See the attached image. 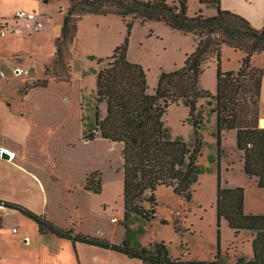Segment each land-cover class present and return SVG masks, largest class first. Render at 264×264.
I'll return each mask as SVG.
<instances>
[{"label": "trees", "instance_id": "obj_1", "mask_svg": "<svg viewBox=\"0 0 264 264\" xmlns=\"http://www.w3.org/2000/svg\"><path fill=\"white\" fill-rule=\"evenodd\" d=\"M70 1L61 34L55 42L53 67L46 66L43 78L25 79L24 86L19 88L22 101L27 96L31 99L21 106L17 99L4 98L3 92L9 85L0 81V100L7 103L13 114L32 121V130L25 144L0 132V145L14 151L16 156L13 161L40 180L46 193L45 212L38 214L21 204L1 199L0 206L16 210L35 222L42 235L68 240L74 246L83 243L116 251L139 259L142 264H225L222 256V219H226L236 235L243 230L255 233L254 257L251 260L238 257L233 264H264V215L245 213V189L224 187L221 171L224 134L236 131V145L243 152V171L264 189V127L259 124L264 68L253 63L256 54L264 53V27L256 29L242 15L222 9L221 0H199L202 6L216 9V14L212 16H205L201 8L191 16L189 0L172 3L168 0ZM85 15H117L126 24L127 34L124 42L108 58L107 64L98 71L95 122L78 141L68 139L66 132L70 127H80L83 117L78 111L77 100L68 97V102H63L69 88L76 82L71 75V67L65 61V49L77 37V21ZM136 22L141 25L164 23L172 30L193 35L196 42L194 51L187 56L182 67L161 71L153 93L149 92L144 67L128 57L130 36ZM6 24H0V35L2 28H8ZM224 46L244 53L238 70H223ZM98 62L101 63V59ZM209 62L217 64L215 93L201 86ZM38 93L44 96L38 97L40 102L37 103L34 97ZM201 99H209L211 113L216 115V253L212 260L184 259L187 255L173 258L164 241L146 247L132 239L130 223L134 215L146 221L156 216V192L161 186L171 188L188 202L193 200L194 186L204 173L199 163L204 148L200 131L205 124L204 113L198 106ZM179 102L189 110L188 120L195 135L192 143L182 137H173L165 123L169 106ZM103 104H106L105 114L101 107ZM108 143L116 144V150L109 151ZM94 144L106 150V158L91 164L81 155L80 165L72 160L66 162L65 153L71 156L82 151L89 156V148ZM117 154L121 160L118 162L120 171L114 174L109 164L117 163L114 160ZM63 168L74 183H85V193L76 201L70 197L71 191L68 192L63 180L53 175L56 171L55 174L65 176ZM119 179H123L124 188L125 238L122 242L111 240L108 229L111 226L107 218L90 214L91 197L88 194H101L105 182ZM82 196H86L82 203L73 207L74 202H81ZM144 203L150 207L146 208ZM78 215L101 224V230L81 228ZM162 223L167 225L169 222L164 219ZM173 228L176 233L184 235L185 232L176 224Z\"/></svg>", "mask_w": 264, "mask_h": 264}, {"label": "rangeland", "instance_id": "obj_2", "mask_svg": "<svg viewBox=\"0 0 264 264\" xmlns=\"http://www.w3.org/2000/svg\"><path fill=\"white\" fill-rule=\"evenodd\" d=\"M171 1L168 0L169 3ZM29 2L30 0H3L4 11L12 18L20 7H24ZM68 4L70 7V0H52L44 11L41 10L40 13H47V20L45 21L44 29L41 30V34L30 30L21 21V23L19 22L20 24L13 22V24L11 23L6 28V31L10 32V34L4 39L2 58L4 59L5 65L2 67V70L5 74L4 81L9 83V87L3 92L2 96L4 98L17 99L20 105L23 106L28 99H31L27 96L25 97V102L21 100L23 96L19 93V90L24 86V80L34 79V75L38 74L44 65L53 67L56 48L55 37L59 35L61 25L63 24L60 11L62 12V9L65 10ZM200 8L203 10L205 16H212V13H215V8L206 5L202 6L199 0H189V14L191 16H194ZM84 17L77 21V37L65 49V61L71 67V75L76 82L73 84L74 87L69 88L67 97L63 102L67 103L68 97L77 100L78 111L83 117L82 123L79 124L80 127H70L66 132L68 139H77L78 141L81 140L80 137L95 122L98 71L107 64L108 58L113 54L115 48L124 42L127 34L126 24L117 15H89ZM194 42L193 35L186 36L179 31L170 29L164 23L149 22L141 25L139 22H136L130 36L128 57L131 61L139 63L144 67L147 73L149 92L153 93L161 71H173L182 67L187 56L196 47V42ZM17 55H22L29 63V65L23 66L27 67L25 69L29 71L28 74L18 77L14 75L13 67L11 66L13 59L22 61ZM223 55V70L239 69L242 60L239 57L240 55L243 57L242 52L225 46ZM99 59H101V63L98 62ZM205 69V73L201 79V86L211 92H216V66H211L209 63ZM42 96L44 95L38 93L34 97V101L37 103L40 102V98L38 97ZM208 100L201 99L198 104L202 108L205 117V124L200 131V135L204 140V148L202 156L199 158V163L203 167L204 173L201 174L203 175L201 184L194 186L193 200L188 202L183 196L175 194L171 188L161 186L156 192L158 199L156 216L151 221H146L134 215L133 221L130 223V227L133 230L132 239L135 238L142 246L146 247H151L154 243L164 241L168 245L173 258L184 257L187 254L184 259L212 260L216 253L217 214L215 186L217 180V147L214 136L216 121L212 120V116L215 114L211 113L212 106L208 104ZM101 107L105 114L106 104H103ZM260 116V127H264L262 124L264 120L262 110ZM188 118L189 110L181 102L177 104L172 103L164 117L165 123L169 127L173 137H182L192 143L195 140V135ZM78 145L81 146L80 143ZM107 147L109 151H115L117 148L114 143H108ZM222 148L224 150L223 155L226 153L225 149L228 154H236L237 149L232 135L227 137V141L223 143ZM215 153L216 155H214ZM81 155L87 158L88 161L90 160L91 164H96L99 160H103L104 157L106 158V150L94 144L89 148L90 158L88 155H84L82 151H77L71 156L68 153L64 154L67 163L72 160L79 165L81 164L79 161ZM22 159L25 158L22 157ZM114 160L117 163L112 164L111 162L109 165L111 170L115 172L114 174H116L120 171V164L118 162H121V160L119 154H117V158L114 157ZM210 164L213 169L216 166V172H213V174H210L213 170L208 167ZM63 172L65 176L61 175L62 177L59 176L60 174H55L57 173L56 171L53 175L58 180H63L64 185L69 189L68 192L71 191L70 197L75 198L74 200L76 201L78 197H81L82 193H85V183L78 185L66 175V168H63ZM235 174L239 177L238 180L242 178L238 167L236 168ZM117 175L119 176V174ZM103 188L104 191L101 194L92 195V193H88L91 197L89 203L90 214L107 218L111 226V228H108L111 231V240L122 242V239L125 238L123 227V179L105 182ZM85 197L82 196L81 202H74L73 207H76L78 203L81 204ZM144 205L146 208L150 207L148 203H144ZM62 208L61 206L60 209ZM78 217L81 228L88 231L90 229L95 231L97 229L101 230V224L91 222L82 215H78ZM164 219L169 222L167 225H163L162 220ZM174 224L185 233H189L192 230L196 232L187 238H183L175 232L173 228ZM5 227H9L6 232L7 235H10L8 231H11L14 227L23 234H33L34 228H36L33 223L19 218L17 214H12L8 218ZM233 234L230 227H225V247L229 246L228 242L232 239ZM58 247L60 249V246ZM67 251H69V254L73 252L76 260L72 243L69 244L68 249L64 253ZM233 252L231 249L227 253L223 252V263H235L236 259L233 258Z\"/></svg>", "mask_w": 264, "mask_h": 264}, {"label": "crops", "instance_id": "obj_3", "mask_svg": "<svg viewBox=\"0 0 264 264\" xmlns=\"http://www.w3.org/2000/svg\"><path fill=\"white\" fill-rule=\"evenodd\" d=\"M51 1L52 0H50L49 3H45L42 0H30V2L25 5L26 7H20L16 12H19L20 10L35 11L37 13L38 19L43 21L45 26L47 13L40 12L41 10L44 11L46 6H48ZM174 1L175 0H172L171 3ZM221 6L222 9L242 15L256 29H261L264 27V0H221ZM68 8L69 4L65 10L62 9V12L60 11L63 19ZM214 10L215 13H212V15L216 14V9ZM15 16L16 13L12 18L7 15V12L4 11L3 0H0V24L2 25V23H9L5 26H10L11 23L14 22ZM86 16L89 15H85V17ZM44 26L42 29L35 32L37 34H41V30L44 29ZM2 32L3 34L0 37V73L3 72L2 67L5 65L4 59L2 58L3 45L5 43L4 39L10 34V32L6 31V28H2ZM60 34L61 31L59 35L55 37V40L60 36ZM188 35L191 36V34ZM17 56L20 57L22 61H16L14 59L12 60L11 66L13 67V73L16 68L22 67L25 69L27 67L23 66L29 65L22 55ZM239 58L242 59L243 57L240 55ZM223 59L224 55L222 57V67ZM209 63L211 66H216L217 72L216 62ZM253 63L256 67L264 68V53L256 54L254 56ZM45 66L46 65H44L41 71L38 74H35L33 78L44 77ZM224 70L229 71L231 69ZM4 78H1L0 81H4ZM6 84L9 85L8 82ZM261 110L262 117L264 118V77L261 86ZM212 120L216 121V115L212 116ZM31 130L32 122L29 119L24 116H17L13 114L7 103H5L3 100H0V132L3 136L20 144H25L28 136L31 133ZM229 135L234 137L236 145V131L225 132L223 143H226L227 137ZM236 149V154H228L227 150L225 149L226 153L222 156V184L227 188L243 187L245 189V213L264 215V189L258 186L255 179H251L244 173L243 152L238 150L237 145ZM4 150L14 154V157L16 156L14 151L4 147L3 145H0V199L7 202L21 204L38 214L44 213L46 208V193L40 180L35 175L15 163L13 158L9 160L2 158L1 152ZM214 155H216V153ZM208 167L213 169L211 164ZM237 167L242 175L240 180H238L239 177L235 174ZM213 172H216V166L210 174H213ZM202 176L203 175L200 176L199 183L196 184L197 186L203 181ZM235 178H237V180H235ZM215 191L217 197V180ZM12 214H17L19 218L33 223L34 227H36L34 228L35 230L33 234H23L20 233V231L15 233L13 229L16 227H14L11 231H8L10 235H7L6 232L9 227L5 226L8 218ZM225 227H229L228 221L226 219H222L223 252L227 253L228 250L231 249L234 251V259H237L238 257H244L247 260H251L254 257L253 240L255 238V233L253 231L243 230L238 235H236L231 229L232 234H234L232 239L228 242L229 246L225 247ZM195 232L196 231L193 230L189 231V233H185V235H181V237L187 238L193 235ZM70 243V241L59 239L56 236L40 234L35 222L16 210L0 206V264H142L139 259L129 258L125 254L83 243H77L75 246L72 244L75 250V260L73 252H71V254H69V251L64 253V251L68 249ZM58 246H60V249Z\"/></svg>", "mask_w": 264, "mask_h": 264}, {"label": "built area", "instance_id": "obj_4", "mask_svg": "<svg viewBox=\"0 0 264 264\" xmlns=\"http://www.w3.org/2000/svg\"><path fill=\"white\" fill-rule=\"evenodd\" d=\"M20 21L24 22L25 26L33 31H38L44 26L43 21L38 19L37 13L35 11L20 10L19 12H17L14 18V22L18 23ZM28 72L29 71L27 69H24L22 67H18L14 70L16 76L26 75L28 74ZM0 76L1 78H4L5 74L1 72ZM13 231L17 233L18 229L14 228Z\"/></svg>", "mask_w": 264, "mask_h": 264}, {"label": "water", "instance_id": "obj_5", "mask_svg": "<svg viewBox=\"0 0 264 264\" xmlns=\"http://www.w3.org/2000/svg\"><path fill=\"white\" fill-rule=\"evenodd\" d=\"M262 124L264 126V120L262 121ZM1 157L8 160L12 158L11 154L5 150L1 152Z\"/></svg>", "mask_w": 264, "mask_h": 264}, {"label": "bare ground", "instance_id": "obj_6", "mask_svg": "<svg viewBox=\"0 0 264 264\" xmlns=\"http://www.w3.org/2000/svg\"><path fill=\"white\" fill-rule=\"evenodd\" d=\"M16 13H17V12H16ZM12 24H13V23H12ZM2 25H3V23H2ZM0 27H1V26H0ZM8 30H10V29H8ZM1 32H2V31H1ZM3 32H4V31H3ZM3 32H2V34H3ZM2 34H1V35H2ZM1 35H0V36H1ZM0 79H1V78H0ZM10 154L14 156V154H12V153H10Z\"/></svg>", "mask_w": 264, "mask_h": 264}, {"label": "clouds", "instance_id": "obj_7", "mask_svg": "<svg viewBox=\"0 0 264 264\" xmlns=\"http://www.w3.org/2000/svg\"><path fill=\"white\" fill-rule=\"evenodd\" d=\"M12 158H14V157L12 156Z\"/></svg>", "mask_w": 264, "mask_h": 264}]
</instances>
